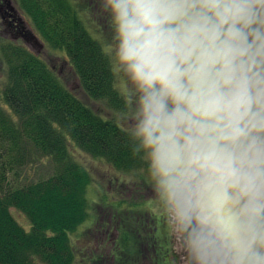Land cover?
Wrapping results in <instances>:
<instances>
[{
    "label": "clouds",
    "instance_id": "1",
    "mask_svg": "<svg viewBox=\"0 0 264 264\" xmlns=\"http://www.w3.org/2000/svg\"><path fill=\"white\" fill-rule=\"evenodd\" d=\"M184 264H264V0H106Z\"/></svg>",
    "mask_w": 264,
    "mask_h": 264
},
{
    "label": "trees",
    "instance_id": "2",
    "mask_svg": "<svg viewBox=\"0 0 264 264\" xmlns=\"http://www.w3.org/2000/svg\"><path fill=\"white\" fill-rule=\"evenodd\" d=\"M17 2L46 45L66 54L90 98L130 112L106 0ZM0 56V264H75L71 234L89 218L91 176L70 146L120 172L149 170L148 162L133 154L129 129L85 104L43 58L10 40Z\"/></svg>",
    "mask_w": 264,
    "mask_h": 264
},
{
    "label": "rangeland",
    "instance_id": "3",
    "mask_svg": "<svg viewBox=\"0 0 264 264\" xmlns=\"http://www.w3.org/2000/svg\"><path fill=\"white\" fill-rule=\"evenodd\" d=\"M7 1L18 9L26 33L31 38L28 41L14 36L0 13V42L10 40L26 46L43 58L63 84L85 104L130 130L133 126L130 112L124 115L90 98L66 54L46 45L20 9L17 0H0V3L6 5ZM3 78L5 72L0 56V84ZM117 85L128 97L130 80L120 73ZM70 149L91 176L87 190L89 218L71 234L75 264H184L182 240L165 215L149 170L120 172L108 162L75 149L72 145ZM35 171L36 168L29 167L27 173L31 177ZM13 213L18 222L28 229L29 224L24 215L18 211ZM156 237L160 244L154 249ZM174 247H177V251Z\"/></svg>",
    "mask_w": 264,
    "mask_h": 264
},
{
    "label": "flooded vegetation",
    "instance_id": "4",
    "mask_svg": "<svg viewBox=\"0 0 264 264\" xmlns=\"http://www.w3.org/2000/svg\"><path fill=\"white\" fill-rule=\"evenodd\" d=\"M3 1V0H2ZM5 1V0H4ZM8 8V10H7ZM0 13L3 22L8 25L13 30V35L16 37H22L30 41L29 35L26 33V29L23 26V21L20 16V13L16 6H14L10 1H7V4L0 3ZM174 235V234H172ZM175 236V235H174ZM158 238L156 237V241L153 245V248L159 246ZM177 251V247H174ZM157 253V252H156ZM158 254V253H157ZM153 259V258H152ZM160 263V262H159ZM158 262L156 264H159Z\"/></svg>",
    "mask_w": 264,
    "mask_h": 264
}]
</instances>
